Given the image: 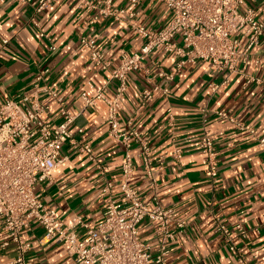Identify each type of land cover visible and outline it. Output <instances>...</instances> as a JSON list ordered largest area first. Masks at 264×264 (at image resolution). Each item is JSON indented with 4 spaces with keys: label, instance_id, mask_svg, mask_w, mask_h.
<instances>
[{
    "label": "crops",
    "instance_id": "1",
    "mask_svg": "<svg viewBox=\"0 0 264 264\" xmlns=\"http://www.w3.org/2000/svg\"><path fill=\"white\" fill-rule=\"evenodd\" d=\"M244 2L243 13L252 11L264 21V0ZM81 4L82 0H53L38 13L32 5L0 0V100L20 102L38 73L49 70L43 84L61 89L67 108L78 116L74 127L84 131L76 139L95 150L114 184L113 195L120 200L124 148L109 138L107 105L101 101L86 107L82 99L93 95L91 86H103L107 74L93 65L80 39L96 40L112 68L122 56L140 52L144 42L133 35L126 14L116 20L99 14L105 7L99 0H91L89 7ZM113 6L126 9L129 2L114 0ZM136 11L138 22L156 31L173 19L172 11L155 0H145ZM177 63V57L156 51L145 61V69L131 72L120 114L122 127L137 129L148 142L153 165L164 167L159 181L161 204L187 223L182 232L173 228L175 238L167 244L169 264H264V146L260 144L264 138V36L252 51L250 64H241L239 72L227 80L209 63L189 64L181 70ZM172 74L173 79H167ZM251 78L260 82L248 83ZM115 88L113 83L108 97H113ZM146 91L152 93L150 100L144 98ZM218 111L243 124L244 130L219 117ZM45 117L51 124L61 121L57 104L50 105ZM204 128L220 162L216 179L206 175L199 149ZM176 150L183 154L181 163L175 158ZM139 152L134 147L131 185L149 201L153 194ZM62 159L53 183L40 188L43 202L65 222L81 217L90 226L99 225L107 199L105 178L71 143L63 146ZM218 222L243 226L244 231L233 238L236 251L216 232ZM139 228L155 254L161 245L159 225L146 219ZM78 230L84 237L86 230ZM44 234L36 222L23 234L34 247L27 254L31 264H76L66 244L47 242ZM17 255L11 244L1 250L0 264H11Z\"/></svg>",
    "mask_w": 264,
    "mask_h": 264
},
{
    "label": "built area",
    "instance_id": "2",
    "mask_svg": "<svg viewBox=\"0 0 264 264\" xmlns=\"http://www.w3.org/2000/svg\"><path fill=\"white\" fill-rule=\"evenodd\" d=\"M16 1L34 6L38 13L53 3V0ZM99 1L105 6L99 11L100 15L120 20L126 14L133 35L144 42L140 52L122 56L119 65L112 68L96 40L85 36L80 39L82 47L90 53L93 65L107 74L104 85L91 86L93 95H84L82 99L86 107L101 101L107 105L109 138L124 148L122 198L117 200L113 195L114 184L106 177L108 170L99 162L95 150L76 139V135L84 131L74 127L78 116L67 108L61 89L43 84L49 70L39 72L32 88L23 94L20 102L0 100V252L15 245L18 255L11 264H31L27 254L34 247L23 234L30 230L32 222L44 229L43 239L47 242L66 244L76 264H169L167 244L175 238L173 228L182 232L187 223L160 202L159 181L164 167L153 165L148 142L137 129H124L121 125V102L128 89L129 74L145 69V61L154 52L162 51L178 58L177 70L206 62L227 80L239 72L241 64H250L252 51L264 36V21L258 20L252 11L242 12L244 0H155L173 13L172 21L159 31L144 27L137 20V7L145 0H128L126 9L115 8L114 0ZM89 6H92L91 0H82L81 7ZM167 79L172 80L173 74ZM251 82L260 81L251 78L248 83ZM113 83L116 88L110 98L108 93ZM42 96L45 101H41ZM144 98L150 100L152 93L146 91ZM52 103L58 106L61 117L58 124L49 123L45 117ZM203 112L206 123L207 111ZM217 115L230 119L244 130L243 124L235 122L225 112L218 111ZM66 143L87 156L105 178L104 220L97 226L84 223L81 217L65 222L43 202L40 188L53 183V173L63 163L62 150ZM260 144L264 146V138L260 139ZM136 146L140 148L137 157L143 159L150 181L153 195L149 201H145L131 185ZM199 149L205 158L206 175L218 178L220 162L215 143L205 128ZM174 155L181 163V150H176ZM146 219L159 225L161 245L155 254L141 237L139 226ZM78 228L86 230L84 237L80 236ZM239 231H244L241 224L229 227L223 222L217 223L216 232L226 239L232 251H236L233 238Z\"/></svg>",
    "mask_w": 264,
    "mask_h": 264
}]
</instances>
